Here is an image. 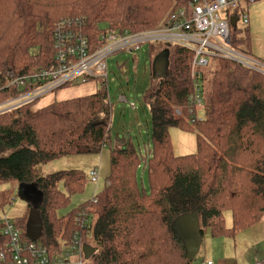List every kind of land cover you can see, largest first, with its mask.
Returning <instances> with one entry per match:
<instances>
[{
  "label": "trees",
  "instance_id": "16d2710c",
  "mask_svg": "<svg viewBox=\"0 0 264 264\" xmlns=\"http://www.w3.org/2000/svg\"><path fill=\"white\" fill-rule=\"evenodd\" d=\"M187 1L0 0V103L18 92L7 86L10 76L54 65L53 28L61 18L84 19L85 33L95 38L108 29L155 27L169 9ZM237 31H231L232 46L248 56V26L242 38L235 36ZM155 46L152 63L162 54L166 66L143 97L151 123L145 154L130 138L125 147L110 144L113 105L103 81L86 97L42 107L37 98L0 113V211L15 191L37 198L35 207L29 204V218L13 221L21 240L56 255L77 231L80 242L95 249L91 264H190L188 241L199 248L205 228L214 236H232L264 220V73L227 59H216L213 70L208 63L200 70L204 115L198 119L199 110L188 102L195 88L192 53ZM172 127L196 133L195 153L174 155ZM106 144L109 174L104 187L93 199L59 214L73 194L84 190L87 177L76 169L40 175L38 167L64 156L97 154ZM139 168L145 171L147 191L138 182ZM225 211L231 212L230 227L225 226ZM177 217L186 222L181 234L173 228ZM6 242L0 235V249Z\"/></svg>",
  "mask_w": 264,
  "mask_h": 264
},
{
  "label": "built area",
  "instance_id": "2783aa9c",
  "mask_svg": "<svg viewBox=\"0 0 264 264\" xmlns=\"http://www.w3.org/2000/svg\"><path fill=\"white\" fill-rule=\"evenodd\" d=\"M255 1L258 0H188L171 10L155 27L135 32L108 29L99 32L95 38L85 33L84 19L61 18L53 28L54 65L23 76H10L7 86L15 87L18 92L0 103V113L74 83L84 84L90 80L106 83L107 59L120 52H137L145 43L178 46L192 53L190 79L195 88L188 96V102L194 108L202 107L200 70L208 65L211 57L232 60L264 73L263 63L232 46L231 20L235 18V27L239 20L248 24L246 8ZM119 101L126 102L127 98L120 95ZM129 106L131 109L136 107L132 102ZM88 176L90 181L97 182V169L93 168ZM90 209L86 210L90 212ZM0 224V235L7 238L4 248L0 249V260L4 264H84L83 244L77 231L71 243L55 255L39 243L21 240L20 231L9 218L0 217ZM71 255L78 256L79 260L69 262ZM199 264L218 263L205 259Z\"/></svg>",
  "mask_w": 264,
  "mask_h": 264
},
{
  "label": "rangeland",
  "instance_id": "374dc122",
  "mask_svg": "<svg viewBox=\"0 0 264 264\" xmlns=\"http://www.w3.org/2000/svg\"><path fill=\"white\" fill-rule=\"evenodd\" d=\"M248 14V24H243L241 20L237 22L238 31L235 33L237 38L244 37V27L248 26L250 43L249 58L264 64V0H258L246 8ZM169 9L163 16L170 12ZM161 20V21H162ZM157 26V25H156ZM155 43H145L141 49L133 53H116L107 59V88L109 99L112 103V113L109 120V130L111 145L125 147L124 144L116 142V136L130 138L132 144L139 148L145 154L148 151V141L150 138V110L145 104L143 97L146 90L152 85L151 69H153L152 58L157 51ZM35 51V50H33ZM166 53V51H163ZM216 59H209L208 70L216 67ZM154 72V70H153ZM210 74H207V79ZM98 81L90 80L87 83H74L62 87L54 92H50L37 101V106L42 107L52 104L56 101L68 100L78 97H86L96 92ZM127 98L126 102L119 101V96ZM129 102L135 103V109H131ZM198 119L203 118V110L197 108ZM172 150L174 155H188L196 152V133L194 131H184L176 127L169 129ZM110 144L102 147L97 154L64 156L50 161L47 164L40 165L38 171L40 175H46L57 170L76 169L81 170L87 177L84 190L81 193L73 194L69 205L61 210L59 214H64L68 210L78 206L80 203L91 200L95 193L102 189L107 182L109 174V149ZM5 154H8L6 152ZM97 169V182L89 179L88 173ZM138 182L144 190H148L145 171L141 168L137 173ZM6 185L2 186L5 187ZM13 200L7 204L1 211L0 217H7L14 221L15 219L32 215V207L37 205L36 195L25 200L20 192H13ZM225 226H231V212H224ZM186 222L182 217H177L173 222L174 230L181 234ZM263 227V228H262ZM201 249L197 256L192 259L190 264H199L204 258V254L222 259V264H254L264 259V221L253 224L251 227L237 232L232 236H214L210 229L203 230L201 238ZM78 256L71 255L68 261L73 263ZM84 264H91L90 259L83 260Z\"/></svg>",
  "mask_w": 264,
  "mask_h": 264
},
{
  "label": "water",
  "instance_id": "95a60500",
  "mask_svg": "<svg viewBox=\"0 0 264 264\" xmlns=\"http://www.w3.org/2000/svg\"><path fill=\"white\" fill-rule=\"evenodd\" d=\"M235 18H233L231 20V26L234 28L235 27ZM165 66H166V58L164 55L162 54H159V56L155 57L154 60H153V70H154V76H153V79L154 80H158L160 78H162L164 76V72H165ZM116 142L119 143V144H124L126 142L125 138L122 137V138H119L118 136H116ZM20 195L23 196V198L25 200H27V195L26 194H23L22 192L20 193ZM32 218V216H31ZM30 231L31 230H34L35 229V224L33 222V219H30ZM198 228L196 227L195 230H197ZM191 242L190 240L188 241V247H187V252H186V257L187 259L189 260H192L197 251H198V245L195 243V242H192V243H189ZM82 251H83V256H84V259L88 260L89 258H91L94 253H95V249L88 245V244H84L82 246Z\"/></svg>",
  "mask_w": 264,
  "mask_h": 264
},
{
  "label": "crops",
  "instance_id": "0c3cea01",
  "mask_svg": "<svg viewBox=\"0 0 264 264\" xmlns=\"http://www.w3.org/2000/svg\"><path fill=\"white\" fill-rule=\"evenodd\" d=\"M263 221H264V220H263ZM262 228H263V227H262ZM30 232H31V233H35L34 230H31ZM200 247H201V246H200ZM200 247H199L198 251L201 249ZM198 251H197V253H196L195 256H197ZM194 258H195V257H194ZM205 259H210V260L215 261V262L218 263V264H222V259H223V258L219 259L218 256L214 257V256L209 255V254H204V258H203L202 260H205ZM202 260H200V261H202ZM256 263L259 264V262H255L254 264H256Z\"/></svg>",
  "mask_w": 264,
  "mask_h": 264
}]
</instances>
